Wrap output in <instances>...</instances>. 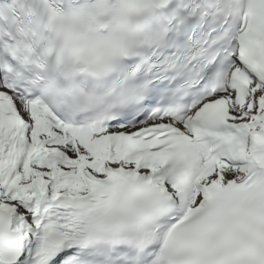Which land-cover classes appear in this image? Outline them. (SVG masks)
Listing matches in <instances>:
<instances>
[{
	"label": "snow or ice",
	"instance_id": "snow-or-ice-1",
	"mask_svg": "<svg viewBox=\"0 0 264 264\" xmlns=\"http://www.w3.org/2000/svg\"><path fill=\"white\" fill-rule=\"evenodd\" d=\"M0 264H264V0H0Z\"/></svg>",
	"mask_w": 264,
	"mask_h": 264
}]
</instances>
